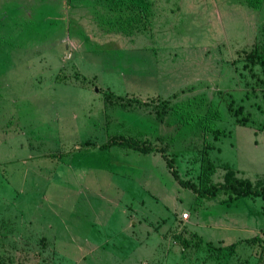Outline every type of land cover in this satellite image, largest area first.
I'll use <instances>...</instances> for the list:
<instances>
[{"label": "rangeland", "instance_id": "1", "mask_svg": "<svg viewBox=\"0 0 264 264\" xmlns=\"http://www.w3.org/2000/svg\"><path fill=\"white\" fill-rule=\"evenodd\" d=\"M114 2L0 0V264H264V0Z\"/></svg>", "mask_w": 264, "mask_h": 264}, {"label": "trees", "instance_id": "2", "mask_svg": "<svg viewBox=\"0 0 264 264\" xmlns=\"http://www.w3.org/2000/svg\"><path fill=\"white\" fill-rule=\"evenodd\" d=\"M115 5H119L122 7H126L128 5L127 2H122V0H115ZM143 4V0H131V11L133 9H137V7L144 9ZM137 6V7H136ZM135 7V8H134ZM126 9V8H125ZM138 10V9H137ZM119 14H121V12H119ZM259 47V48H258ZM247 54V62L249 65H247L248 68H250L251 65H263L264 66V42L261 43L260 46L254 45L248 52H246ZM246 66V65H245ZM208 112V111H207ZM112 143H114L113 145L118 146V147H123L126 149H130V150H137L140 148L139 145H137V143H135L136 141L134 139H127V138H118V139H114L113 141H111ZM213 172V167H212V163L210 160H208L207 158H205V160H203V167L202 170L199 174V194L204 193V195H210L213 196L214 192L217 189H223L225 190L227 193H233L231 196H242L246 193L248 194H252V195H257L260 194L262 192V196L264 199V186L262 187H258V188H254L252 189L249 185V182L247 180H235L233 183H224V184H217L214 185L212 183H210V174ZM232 177V172L227 171L226 173V179L227 181ZM232 180H234L232 178ZM191 188V186H189ZM230 189V190H229ZM193 192H197V190L194 188L192 189ZM197 194V193H196ZM197 198V196H196Z\"/></svg>", "mask_w": 264, "mask_h": 264}, {"label": "built area", "instance_id": "3", "mask_svg": "<svg viewBox=\"0 0 264 264\" xmlns=\"http://www.w3.org/2000/svg\"><path fill=\"white\" fill-rule=\"evenodd\" d=\"M182 216H183V217H186V213H183Z\"/></svg>", "mask_w": 264, "mask_h": 264}]
</instances>
